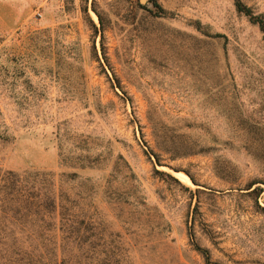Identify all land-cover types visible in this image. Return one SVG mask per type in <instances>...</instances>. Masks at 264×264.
<instances>
[{
    "label": "rangeland",
    "instance_id": "rangeland-1",
    "mask_svg": "<svg viewBox=\"0 0 264 264\" xmlns=\"http://www.w3.org/2000/svg\"><path fill=\"white\" fill-rule=\"evenodd\" d=\"M237 1L0 0V169L46 173L125 264H264V32Z\"/></svg>",
    "mask_w": 264,
    "mask_h": 264
},
{
    "label": "trees",
    "instance_id": "trees-1",
    "mask_svg": "<svg viewBox=\"0 0 264 264\" xmlns=\"http://www.w3.org/2000/svg\"><path fill=\"white\" fill-rule=\"evenodd\" d=\"M236 5L264 32V19ZM51 185L46 173L0 169V264H125L120 247L96 244L90 223L78 224ZM253 192L264 199V188Z\"/></svg>",
    "mask_w": 264,
    "mask_h": 264
},
{
    "label": "built area",
    "instance_id": "built-area-1",
    "mask_svg": "<svg viewBox=\"0 0 264 264\" xmlns=\"http://www.w3.org/2000/svg\"><path fill=\"white\" fill-rule=\"evenodd\" d=\"M39 15H41V14H39Z\"/></svg>",
    "mask_w": 264,
    "mask_h": 264
}]
</instances>
